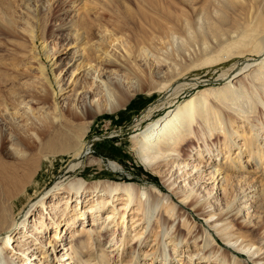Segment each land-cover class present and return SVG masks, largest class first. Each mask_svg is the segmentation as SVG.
<instances>
[{
  "label": "bare ground",
  "instance_id": "bare-ground-1",
  "mask_svg": "<svg viewBox=\"0 0 264 264\" xmlns=\"http://www.w3.org/2000/svg\"><path fill=\"white\" fill-rule=\"evenodd\" d=\"M108 1L112 3L119 0ZM146 1L155 6L158 4V1L154 2V0H137L139 5L137 10L132 13L136 15L138 13L140 22L146 24V26L153 25V28L157 27L163 37L167 38L170 53H165V57H162L163 60L168 59L169 55H175L174 57H178L179 60L170 59L172 62L167 65L170 69L164 74L165 76H155L151 71L140 75L131 66H127V70L132 71L135 82H137L131 96L134 95L136 99L137 97H144L145 101L148 102L154 96H157L156 102L147 104L148 106L144 110L138 112L140 117L136 118L135 125L140 124L154 110L160 109L167 103H173L183 89L189 87H195L196 89L173 109L167 110L163 115L149 121L141 131L134 134L132 137L133 148L145 167L161 174L162 182L168 190L175 193L180 192L178 197H180L181 202L187 203L188 206H194L196 200L193 199V196L190 197L191 193L176 191L174 186L177 182L175 178H180L183 171L171 178L173 174L171 170L175 167L176 172H178L187 165L182 153L186 141L195 138L198 141L201 140L204 146H208V138L211 139L212 136L217 135H219V138L223 137V154L221 148H218L215 153H210L211 162L214 166L210 173L212 177L216 174L214 178H217L220 173H225V185L223 187L225 195L229 197L231 192L228 190L230 188L228 185L232 186V175L227 173L226 167H222L221 159L222 155L230 152L242 132L240 133L238 128L233 129V123L238 118L225 112V108H231L241 119L246 118L249 120L250 115L248 112L250 111L247 108L248 106L251 108V105L256 103L255 99L264 106V0H191L192 10L188 11L189 9H186L183 5H180L178 9L176 7L174 19L172 20L170 17L173 23L169 26H166L167 22L161 23L158 20L159 17L151 16L144 11V8H141L142 2L144 5ZM24 2L25 0H5L7 10H2L3 18L0 17V24L15 37L14 42L21 60L16 73L11 75L3 68L0 59V249L8 254L5 257V259L9 257V261L5 260L7 264H14V255H16L15 258H18L20 264H32L34 258H31L33 255L31 249L35 248L40 241L38 235L35 237L34 235L37 232V234H41L39 237L41 238L42 234H45V230L48 229V222L40 219L43 214H40V212L37 219L34 218L36 220H33L35 224H29L26 220L38 205L41 209H47L46 199L50 195L55 197L50 202V210L53 211L51 224L54 228L50 241H54V250H56L55 245L62 241L61 229L64 225H66L64 228L65 233L68 230L71 233V240L78 242L81 249L86 247V240L92 239L93 234L85 228L86 226L81 225L79 227L85 217L87 221H91V227L93 225L99 227V230H95V233L97 232V236H101L102 228L112 230L111 233L113 234L115 226L124 225L128 217V211L131 209L134 212H132L131 221H133L130 226H134L132 224L136 220L140 221L142 219L143 216H137L139 212L147 216L160 204L163 205V211L167 214V217L170 218L175 215L173 212L174 200L171 195H167V199L162 200V202L157 197L146 199L147 201L143 202L140 197L145 194L143 186L132 182L114 180L100 182L96 180L87 183L80 178L69 183L63 191L60 190V187H56V191H53L52 194L48 193L49 189L46 190V187H41L43 184H35L40 170L47 173L48 166L46 163L50 160L68 153H71V160H76L87 151L89 145L86 141L74 140V137L77 136L74 127H79L82 133H85L89 122L77 124L74 119L83 116L69 110L57 109L55 104L50 102L51 91L49 86L54 84L46 75V65L42 60V53L36 50L35 43L37 39H42V42H45L49 27L52 25L51 20H55L60 16L58 10L50 7L47 12L39 10L36 14H33L27 10ZM162 4L161 9L163 11V8L169 9L170 6H165V2ZM116 10H118V6ZM125 10H129V8L126 7ZM154 12L159 13V11ZM132 15H116V21L120 25L115 26L113 35L119 34L120 36L115 39L119 40L125 34L123 25H128L133 21ZM83 17L88 18V15L84 14ZM79 22L82 24L80 27L83 28V31L85 30L86 35H83L78 42L84 44L83 49L94 51L87 30L90 29L92 24L97 25V23L99 27L106 30L105 24L91 18L89 22ZM143 24L142 29L138 28L140 31L144 29ZM62 29V25H59L56 28V34L59 35ZM144 30L146 31V28ZM137 34L135 33L136 37L131 34L135 38L134 48L137 55L150 54L157 63L162 62L163 60L160 59V56L154 50L155 48L151 47L154 38L160 39L159 35H151L150 37L146 36L147 33L145 35L143 33L142 37L138 39ZM79 36L74 38L75 43ZM69 44L70 42H67L65 46ZM61 45L63 44L61 43ZM193 45L197 46L198 53L194 50ZM191 48L195 53L192 54ZM62 51L63 49L59 46V49L51 47L50 50L47 49L44 52L46 58L53 59L51 65L55 64L54 80H56L55 83L59 87H61L59 75L62 69H59L60 61L55 60L54 57L56 54L60 55L65 52ZM125 51L126 54H130L129 49H126V47ZM100 52L97 55L95 53L94 58L100 60V64L104 60L105 65H112L113 59L109 56L108 49L102 48ZM65 53H69V50ZM102 54L104 57H102ZM83 57L86 63H90V66H92L93 57L89 55H83ZM236 57H241L242 61L239 62L240 59L234 60V63L219 74L220 79H223L224 82L221 86L197 88L198 83H200L197 80L180 82V79L192 70L213 66L219 62L225 63ZM68 62L66 61L65 65ZM32 68L37 71H32ZM95 72L98 73L95 74ZM240 73H245L248 82L238 80V82L235 81L234 84H231L233 78ZM91 75L92 77L87 81L85 78V87L92 88L96 82V77H98L103 94L101 97L95 95L91 97L89 100L90 107L86 108L85 112L87 117L99 115L105 111L112 112L122 107L128 100L129 96L127 97L119 85L112 84L104 78L101 79L96 65L93 66ZM143 79H146L147 90H144ZM139 92H144V94L139 95ZM209 95H212L216 99L215 101H218V104H212L214 102L208 104L207 98ZM102 97L105 101L103 105L100 104ZM22 103L28 105L29 111L23 113L22 120L15 122L14 115ZM46 103L49 106L43 109L42 104ZM243 139L245 150L247 149L249 155H257L256 157L259 160L264 159V149L259 144L254 146V140L251 137L243 136ZM207 150L210 152L209 148ZM198 151L196 150V152ZM191 154L193 153L190 152L189 155ZM219 154H222L221 157ZM217 159L220 160L219 166L214 163ZM71 160L69 163H71ZM74 166L75 164H69L70 168H74ZM195 167H198L197 164ZM260 188L261 191L255 196L256 202L253 206L255 213H262V215H258V221L260 226L263 227L264 183H260ZM154 189L158 190L157 188ZM99 191H102V194L98 193ZM117 193H121V197L116 196ZM88 195L90 196L88 197ZM119 199L121 202L119 204L115 203ZM134 201H136L138 207L134 208L130 205ZM83 202L87 203L82 205ZM194 211L199 212L208 223L209 230L207 229L206 232H209L210 235V232L214 231L215 234L211 241L218 244L220 240L222 244L226 245L224 251L219 254L222 260H226L229 249H233L237 253L247 254L252 263L257 262L258 264L259 260L264 259V255L259 258L261 254H264L262 251L264 243L258 237L256 227L246 222H239L234 217L227 220L226 218L230 217L225 216L227 212L214 218V213L204 210V207L198 206ZM177 216H181L183 219H181V224L174 230L175 238L172 239L174 241L172 250L182 239L194 238L192 233L195 229L189 224V216L182 217V214L176 213L174 217ZM77 222L80 223L76 226ZM36 224L38 225L36 226ZM34 225L35 228H31ZM127 226L128 220L124 228ZM124 228L121 231L122 234H125L124 239L120 238L123 243L134 237L139 238L142 234L138 230L128 239V236H126L128 228L125 232ZM20 229L22 230L20 231ZM135 230L136 228L133 229V231ZM35 240L37 242H34ZM14 242L16 245L13 244ZM87 244L91 245V242ZM210 248H213V246ZM211 250L213 254L217 253V249ZM40 251L42 250L40 249ZM55 256L58 257V253ZM106 256L107 251L103 248L96 257L100 258L99 261H103ZM206 258V264H209L210 257L207 256ZM3 260L0 257V264H3ZM48 261L43 260L42 263L45 264Z\"/></svg>",
  "mask_w": 264,
  "mask_h": 264
},
{
  "label": "rangeland",
  "instance_id": "rangeland-1",
  "mask_svg": "<svg viewBox=\"0 0 264 264\" xmlns=\"http://www.w3.org/2000/svg\"><path fill=\"white\" fill-rule=\"evenodd\" d=\"M157 1L158 4H156V6L147 3L148 1H146L144 5L142 2L141 8H144V11L149 15L159 17L160 19L158 18V20L161 23L167 22L166 26L173 23L170 17L172 20L174 19L173 16L176 7L178 9L180 5H183L186 9H189L188 11L192 10L190 6L191 0H154V2ZM164 2L165 6L168 5L171 8H163V11L161 5H163L162 3ZM24 3L27 10L33 14H36L39 10L47 12L50 7H54L55 10H58L60 16L55 20H51L52 25L49 27L45 42H42V39H37L35 43L36 50L42 53V60L46 65V75L54 84L51 86L47 84L51 91L50 102L54 103L57 109H62L64 111L69 110L72 113L83 116L82 118L74 119V122L77 124L89 122L88 129L85 133H82L79 127H74V132L77 134L74 140L86 141L89 145L87 151L76 160H71V153L63 154L60 155V157L57 156L55 159L50 160L46 163L48 166V169H46L47 173H43V171L40 170L35 184H43L41 187H46V190L49 189L48 193L50 192V194H52L53 191H56V187H60V190L63 191L69 183L80 178L84 179L87 183L96 180L100 182L106 180L132 182L143 186L145 194L140 196L143 202L154 197H157V199H160V202H162V200L165 201L167 199V195H171L174 200V214L180 213L182 217L188 215L189 224L195 229L192 233L194 238L188 240L182 239L175 245V249L172 250L174 246V241L172 239L175 238L174 230L181 224V219L183 218H181V216L174 217L175 215L170 218L167 217V214L163 211V205L160 204L153 212L147 214V216L139 212L137 216L143 217L140 221L136 220L132 224L134 226H130L133 221H131L132 212L134 211H132V209L129 210L124 225L119 224L115 226L113 234L111 233L112 230L110 231L102 228V235L97 236L95 230H99V227H96V225L91 227V221H87L85 217L83 223L82 221L81 223L77 222L76 226L79 223V227H81V225L86 226L85 228L93 235L92 239L86 240V247L82 249L78 242H73V240H71L72 236L69 230L65 233L64 228L66 225H64L61 229L62 241H59L55 245L56 250H54V241H50L54 230L52 227L53 224H51L53 211L50 210V202L54 200L55 197L50 195V197L46 199L47 202L45 205L47 209H41L38 205L26 220L29 224H35L33 220L37 219L40 212V214L43 213L40 219L48 222V229L45 230V234L43 233L41 238H39L41 234H37V232L34 235V237L38 235V240L40 241L36 244V247L33 246L35 248L31 249L33 250L31 258H34L32 264H43V260H49L48 263L45 262V264H206L207 256L210 257L209 264H257V262L252 263V260L247 254L234 252L233 249H229L226 254V260H222L219 254L224 251L226 245L222 244L220 240L218 244H214L213 241H211L215 234L214 231L210 232V235L208 234L209 232H206L207 229L209 230L208 223L199 212L194 210L198 206L204 207V210L214 213V218L218 215H224L227 212L225 216H230L226 218L227 220L234 217L239 222H246L256 227V233L261 242L264 243V226L261 227L258 221V215H262V213H255L253 206L256 202L255 196L261 191L260 183H264V159L259 160L256 157L257 155H249L243 143V136L251 137L254 140V146L259 144V146L264 149L263 104L255 99L256 103H253L251 108L248 106L247 110L250 111L248 112L250 115L249 120L246 118L241 119L233 109L225 108V112L238 118L237 121L233 123V129L235 130V128H238L240 129V133L242 132L241 136L238 137L236 143H234L230 152H227V154L225 153L222 155L224 152L223 137L219 138V135L212 136L211 139L208 138V146H204L201 140L198 141L195 138L185 142L182 153L184 154L183 159L186 160L185 163H187V165L178 172H176L175 167H173L171 170L173 173L171 178L183 171L180 178H175L177 182L174 186L176 191L190 192V197H194L193 199L196 200V203L193 204L194 206H188L187 203L181 202L180 197H178L180 192L175 193L165 187L164 182H162L163 179H161V174L143 165L136 150L133 148L132 137L134 134L141 131L149 121L163 115L167 110L173 109L196 89L195 87L183 89L173 103H167L160 109L154 110V112L146 117L140 124L135 125L136 118L140 117L139 111L144 110L150 103L156 102L155 99L157 96H154L150 102L145 101L144 97H137L136 99L134 95L131 96L136 88L137 82H135L132 71L127 70V66H131L132 69L140 75L151 71L155 76H165L164 74L170 69L167 67V65L172 62L170 59L175 58L179 60L178 57H174L175 55H169L168 59L165 61L163 60L162 57H165V53H170V46L167 44V38L163 37L156 26V28H153V25L146 26V24L140 22L138 13L137 15L132 13L134 10H137L139 5L137 4V0H119L118 2L112 3L108 0H25ZM117 6L118 10H116ZM126 7L129 8V10H125ZM6 8L5 0H0L1 18H3L1 11L4 9L7 10ZM154 11H159V13ZM84 14L88 15L89 20L83 17ZM117 14H119V16H130L133 14V21L128 23V25H123L125 34L120 37L119 40L115 39L120 36L119 34L113 35L115 26L120 25L116 21ZM90 18L104 23L106 28V30H104V28L99 27L97 23V25L92 24L90 29L87 30L94 51L91 49H83L82 46L84 44L78 42L83 35H86L85 30L83 31V28L80 27L82 24L79 21H82V23L84 21L89 22ZM77 23L80 25L78 24L77 26ZM142 24L144 29L146 28V31L144 29L143 31L139 30L142 29ZM59 25H62L63 29L60 30L59 35H57L56 28H58ZM151 27L152 29H150ZM136 28L139 29L137 30ZM134 32L139 34H137L138 39L142 37L143 33L144 35L147 33L146 36L150 37L151 35H159L160 39L154 38V43L152 42L153 44L151 47L155 48L154 50L157 52L158 56H160V59L163 60L162 62L157 63L150 54L137 55L134 48L135 38L133 35L136 37ZM76 36H79V38L75 43L74 38ZM14 39V35L0 24V59L2 60L3 68L11 75L16 73L17 67L21 62ZM67 42H70V44L65 46ZM61 43L63 45H61ZM59 46L63 49L62 52L69 50V53L64 52L60 55L56 54L54 57L55 60L60 61L59 69H62L59 75V84L61 87H59L55 83L56 80H54L55 64L51 65L53 59L50 60L49 57L46 58L44 55L47 49L50 50L51 47L59 49ZM193 46L196 52L199 51L196 49V45ZM125 47L129 49L130 54H126ZM102 48L108 49L109 56L113 59L112 65H105L104 60L102 64H100V60L94 58V54L96 53L97 55L101 53L100 51ZM193 48H191L190 51ZM151 49L153 50V48ZM191 52L192 54L195 53L193 50ZM83 55L93 57L91 62L92 66H90V63H86ZM102 57H104L103 54ZM238 59H240L239 62L242 61L241 57H236L225 63L219 62L220 64L218 63L213 66L192 70L186 73L184 77L180 79V82L197 80L200 82L197 88L221 86L224 82L223 79H220L219 74ZM66 61H69L67 65H65ZM95 65L98 67L101 79L104 78L112 84L119 85L129 98L122 107L112 112L105 111L99 115L87 117L85 112L86 108L90 107L89 100L91 97L93 95L101 97L103 94V91L100 89V80L98 77H96V82L92 88L85 87V78L87 81L92 77L91 72ZM31 70L37 71L34 68ZM97 73L98 72H95V74ZM244 74L245 73H240L233 78L231 84H234L235 81L238 82V80L248 82ZM143 80L144 90H147L145 84L147 83L146 79ZM143 94L144 92H139V95ZM215 100L216 99L212 95H209L207 98L208 104L212 102H214L212 104H218V101ZM102 101L103 97L100 99V104L103 105L105 101ZM42 106L44 109L48 107L49 104H42ZM27 107L28 105L25 103L19 106V110L14 115L15 122L22 120L24 116L23 113L29 111ZM233 129L231 128L232 131ZM200 143L201 145H199ZM208 148L210 152L207 150ZM218 148L223 149L222 154H219L220 157L221 155L223 156L221 159L222 167H226L227 173L232 175V186L228 185L230 187L228 190L231 192L229 197L224 193L225 173H220L217 178H214L216 174L212 177L210 173L214 167L213 162H211L212 157H210V153H215ZM196 150L199 151L196 152ZM37 151H39V149H37ZM190 152L193 154L189 155ZM70 160L71 163H69ZM214 163L219 166L220 160L217 159ZM69 164H75L74 168H70ZM196 164L198 167H195ZM219 171H217V173H219ZM98 193L102 194V191ZM121 195V193L116 194L118 197H121ZM89 196L90 195H88V197ZM161 196L162 198H160ZM119 202H121L120 199L115 203L119 204ZM86 203L87 202H83L82 205ZM130 205L134 208L138 207L136 201ZM173 217L174 219H172ZM127 220L129 227L127 226L124 228L127 224ZM37 225L38 224H36V226ZM31 228H35V225ZM123 228L125 229L124 232L127 230L126 228H128V232L126 233L128 239L138 230H140L142 234L139 238L134 237L123 243V240H120V238L124 239L125 236V234L121 232ZM134 228H136L135 231H133ZM22 229H20V231ZM34 242H37V240ZM90 242L91 245L87 244ZM13 244L16 245L15 242ZM211 246H213V248H210ZM103 248L107 251V256L103 261H99L100 258L96 256ZM40 249L42 251H40ZM211 249H217V253L213 254ZM205 251L206 253L204 254ZM262 251L264 252V248ZM57 253L59 255L58 257L55 256ZM7 255L8 254H6L4 250L0 249V257L4 259L3 264H7L5 260L9 261V257L5 259ZM263 255L264 254H261L259 258ZM15 256L16 255L13 257L14 264H20L18 258H15ZM263 262L264 259L259 260V263L262 264Z\"/></svg>",
  "mask_w": 264,
  "mask_h": 264
}]
</instances>
